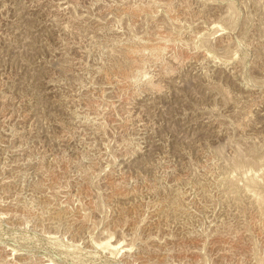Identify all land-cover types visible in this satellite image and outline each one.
Wrapping results in <instances>:
<instances>
[{
	"label": "rangeland",
	"instance_id": "obj_1",
	"mask_svg": "<svg viewBox=\"0 0 264 264\" xmlns=\"http://www.w3.org/2000/svg\"><path fill=\"white\" fill-rule=\"evenodd\" d=\"M263 180L264 0H0V264H264Z\"/></svg>",
	"mask_w": 264,
	"mask_h": 264
},
{
	"label": "bare ground",
	"instance_id": "obj_2",
	"mask_svg": "<svg viewBox=\"0 0 264 264\" xmlns=\"http://www.w3.org/2000/svg\"><path fill=\"white\" fill-rule=\"evenodd\" d=\"M223 57H224V56H223ZM221 58H222V57H221ZM217 64H218V63H217ZM217 64H216V65H217ZM234 68H235V67H234ZM129 112H130V111H129ZM128 115H129V114H128ZM81 122H82V121H81ZM86 125H87V124H86ZM238 158H239V157H238ZM234 160H235V159H234ZM244 160H245V159H244ZM232 161H233V160H232ZM247 161H248V159H247ZM252 162H253V161H252ZM135 164H136V163H135ZM235 164H236V163H235ZM254 164H255V162H254ZM247 166H248V165H247ZM258 168H259V167H258ZM115 169H116V168H115ZM249 172H250V171H249ZM242 174H243V173H242ZM249 174H250V173H249ZM253 174H254V173H253ZM255 177H256V176H255ZM259 177H260V176H259ZM230 178H231V177H230ZM248 178L250 179V176H248ZM262 178H263V177H262ZM244 179H245V178H244ZM230 180H231V179H230ZM255 181H256V180H255ZM263 181H264V180H263ZM250 182H251V181H250ZM252 182H254V181H252ZM256 182H257V181H256ZM231 183H232V182H231ZM246 183H247V182H246ZM250 184H251V183H250ZM253 184H255V183H253ZM256 184H257V183H256ZM256 184H255V185H256ZM246 186H247V185H246ZM252 186H253V185H252ZM257 186H258V185H257ZM259 186H261V185L259 184ZM241 187H242V186H241ZM230 188H231V187H230ZM244 188H245V187H244ZM247 188H248V187H247ZM247 188H246V189H247ZM252 188H254V187H252ZM262 188H263V187H262ZM246 189H245V190H246ZM263 189H264V188H263ZM263 189L260 188V191H257V189H256L257 194L255 193L256 191L253 189L255 192H253V193L251 192V193H252L254 196H252L251 193L249 194V195H251V196L253 197V198H250V199H252V200L254 199V205H256V208H257V210H258V214H260L262 217L264 216V205H263V204H264V201H263V200H264V197H263L264 192L262 191ZM250 190L253 191L252 189H249V192H250ZM246 191H247V190H246ZM244 192H245V191H244ZM224 193H225V192H224ZM247 193H248V192H247ZM261 193H263V195H262ZM247 195H248V194H247ZM261 195H262V196H261ZM251 196H250V197H251ZM262 199H263V200H262ZM260 201H261V202H260ZM248 202H249V201H248ZM247 205H248V204H247ZM45 212H46V211H45ZM48 212H49V211H48ZM62 212H63V211H62ZM49 213H51V212H49ZM45 216H46V215H45ZM64 217H65V216H64ZM258 217H259V216H258ZM60 218H61V217H60ZM53 220H54V219H53ZM48 222H49V221H48ZM50 222H51V221H50ZM106 242H107V241H106ZM106 245H107V244H106ZM106 245L103 246V247H104V248L107 247ZM24 263H25V262H24Z\"/></svg>",
	"mask_w": 264,
	"mask_h": 264
}]
</instances>
